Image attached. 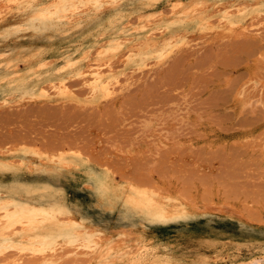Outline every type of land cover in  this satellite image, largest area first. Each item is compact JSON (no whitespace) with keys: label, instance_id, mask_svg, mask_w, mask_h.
<instances>
[{"label":"rangeland","instance_id":"374dc122","mask_svg":"<svg viewBox=\"0 0 264 264\" xmlns=\"http://www.w3.org/2000/svg\"><path fill=\"white\" fill-rule=\"evenodd\" d=\"M192 1V4L188 3L191 0H186L183 4L187 7L192 5V8L188 7L189 10L200 4V1ZM204 1V7L210 4L209 0ZM203 3L197 8L201 9ZM160 8L163 11L170 10L163 0L142 13L150 15ZM13 9L12 2L0 0V17L8 15ZM241 15L237 21L240 25L257 23L244 36L240 34L239 37L236 32L234 35L227 31L231 34L229 35L224 31L225 37H222L219 30L208 29L206 32L207 29L203 28L200 33L197 30L198 32L189 35L193 47L174 48L163 59L147 62L148 66L140 71L131 68L126 72L125 58L120 59L117 65L107 69L108 75L112 77L111 84L115 94L101 98L95 104H86L83 107L57 106L59 109L52 105L48 108L44 106L46 113L48 112L46 115L45 111H42L43 115L40 108L31 105L15 104L11 110L0 111V155L11 156L13 162L20 160L17 154L22 151L47 157L58 154L59 151L55 156L57 159L62 156V152L75 154L79 148L78 150L83 151L84 158H92L91 163L97 165L96 159L98 164L102 163V167L97 166L110 173L117 182H134L141 187L147 186L148 188H144L155 190L167 199L181 200L188 207L191 215L189 218L157 225H141L130 231L109 227L103 224L101 218L96 217L97 221L89 226L104 231L102 237L107 238L109 234L115 242V245L112 242L113 245L107 248L112 256L106 255L97 264L102 261L105 264H233L257 258L259 254L264 258V10L259 6L251 7ZM136 17L134 15L133 19ZM214 19L218 20L217 17ZM216 23L212 22L214 25ZM1 28L2 37L5 31ZM14 28V32L5 34L6 37L0 44V64L4 63L1 59L4 51L2 47L22 46L32 36L31 31L25 27L15 24ZM22 64L24 65L23 62L19 63L20 69L25 67ZM123 71L126 76L122 74ZM130 77L135 84L127 88ZM75 79L77 81L79 78H72L69 85L76 84L71 86L75 89L74 93L80 100H87L91 93L86 85L82 86V80H78L82 81L80 84L78 81L74 83ZM39 112L43 116H38ZM56 112H62L61 117ZM70 112L72 115L82 113L83 117L76 119L78 114L70 117ZM31 114L33 117H30ZM66 114L67 117L69 114L68 119ZM43 117H49L50 120L45 121ZM59 125L63 126L60 133V127L57 128ZM23 131L29 132V137ZM17 136L27 139H18ZM52 137L55 138L54 141L52 139L54 148L49 145ZM56 137L59 141L65 137L60 142L62 145L66 142L67 145L60 149L61 144L56 141ZM71 139L81 147L78 145L75 148ZM67 142L70 148L67 147ZM42 144L51 147V152L48 153L50 149H44ZM68 162H74V159H69ZM121 174L123 179L125 175L127 179H121ZM68 175L64 178L66 191L74 196L70 185L72 175ZM19 181L21 184L27 183L26 179ZM150 181H153L152 184ZM9 186L16 189L18 184L14 182ZM2 215L3 213L0 216ZM103 225L107 227L103 228ZM120 237L127 244L130 241L126 246L125 242L121 243H124V256L122 251L119 252L123 248L117 250L121 245L117 242ZM113 246L117 252L112 251ZM13 253L15 251L11 250L0 255V264H25L33 259L28 255L26 257ZM120 253L122 257L118 258ZM113 257H117V260H110ZM2 258L6 260L3 261ZM79 258L84 259L80 255H70L58 264H81ZM108 260L111 262H106ZM88 263L90 262L87 261L86 264ZM93 263L96 264H90Z\"/></svg>","mask_w":264,"mask_h":264},{"label":"bare ground","instance_id":"6f19581e","mask_svg":"<svg viewBox=\"0 0 264 264\" xmlns=\"http://www.w3.org/2000/svg\"><path fill=\"white\" fill-rule=\"evenodd\" d=\"M6 1L12 2L14 9L8 15L0 17L1 29L5 31V34L12 33L16 24L19 27H25L26 30H30L32 36L22 46L16 48L2 47L4 51L1 54V59L4 63L0 64V111L9 110L13 105L18 104L17 106L31 105L40 108L41 113L45 111L44 106L47 108L50 105L56 108H58L57 106L68 107L69 105H75L76 107L80 105L79 107H83L86 104H95L101 98L112 97L111 95L115 94V92H113L111 84L112 77L108 75L107 69L117 65L122 58H125L124 68L126 72L131 68L135 69V71H140L146 68L152 59L153 61H155L154 59L161 60L176 48L179 49L178 47H193L189 35L197 30H199V33L200 29L203 28L207 29L206 32H208V29L219 30L221 31L220 36L223 34L222 37H225L224 31H229L234 35L236 32V35L242 34L244 36L243 34L248 32L249 28L257 23L250 21L252 23L250 25H247V23L240 25L237 22L239 16L251 7L259 6L264 10V0H209L210 4L205 7L206 3L204 0H196L197 2L200 1V4L204 1L205 4L201 5V9L197 8L200 5L198 4L197 7L191 10L188 7L192 8V5L188 7L184 6L183 3L186 0H164L165 4L170 8V10L167 8L169 12L163 11L160 8L158 11H153L154 13L151 12L150 15L146 13L143 15L142 12L152 8L163 0ZM192 2L191 0L188 3L192 4ZM193 5L195 4L193 3ZM134 15H137V17L133 19ZM214 17H217L218 20L216 19L217 21H215ZM212 22H217V25L212 24ZM220 33L216 32V34ZM227 33L226 36L231 35L230 33L227 35ZM5 34L2 37L0 36V44L6 37ZM21 62L25 66L23 69L19 67V63ZM114 70L116 69L114 68ZM125 74L123 75L126 76ZM72 78H79L83 81L82 86L86 85V89L88 88L87 90L91 93L90 97L86 98L87 100H80L78 95L74 93L75 89L73 88V90L72 87L76 84H72L74 85H71L72 87L69 85L71 83L69 81ZM130 79L131 77L128 80L129 86L127 88L135 84ZM77 81L74 83H77ZM169 83L171 82L169 81ZM55 107L53 108L55 109ZM28 111L26 112L27 114L30 112ZM40 112L38 116L43 114H40ZM47 113L45 111V115ZM32 114L30 117H33L34 114ZM57 114L60 116L59 113ZM75 114L77 116L78 112ZM75 114L72 115L71 113L70 117ZM79 114L76 119L82 113ZM65 117H67V114ZM47 119L44 120L46 121ZM47 124L49 125V123ZM62 125L57 127H60L58 133H60ZM41 127L43 128V126ZM28 133H24V135L29 137ZM17 134L20 136L19 133ZM27 137L23 136L25 140ZM21 138L18 137V139ZM48 138L50 137L48 136ZM28 139L30 140V138ZM52 139L54 141L55 138L52 137L49 141H52ZM63 139L61 138V140ZM49 141L46 140L47 143ZM53 141L49 145L54 148ZM56 141H59V139L57 138ZM60 141L59 143L62 145ZM34 142L33 140L32 143ZM71 142L74 143L72 139ZM43 143L46 144L45 142ZM72 143L70 144L72 145ZM74 144L75 148L80 146L77 143ZM61 145L59 146L60 149L67 144L65 142V144ZM42 147L45 149L48 145H43ZM51 147H48L50 149V151L47 149L48 153L51 152ZM56 147L59 148L58 145ZM67 147L70 148L69 143ZM78 149L75 154H64L62 152V156L57 159H55V156L59 154V151L55 155L51 153L50 155L52 156L49 157L40 156L31 151H22L17 154L20 160L16 163L12 161L11 156L0 155V211L3 213L0 216V255H5L7 251L13 250L16 255H26V257L28 255L31 259L33 258L30 260L31 262H25V264H58L65 257L80 255L84 258L82 260L79 258L81 264L87 263V261L90 263L96 262L97 264L106 255L112 256V253L107 248L114 241L113 237L108 236L109 234L107 238L106 236L102 237L101 235L104 234V231L89 226V224L97 221L96 217L101 218V221H104L103 224L109 225V227L130 231V229L141 225H157L191 216L189 215L188 207L183 202H180L181 200H176V198L167 199L155 192V190H149L147 186L141 187L134 184V182L129 184L117 182L115 177H112L110 173L100 169L102 163L98 164L97 162L99 161H96L97 159L95 160V158V163L100 167L91 163L92 158H84L83 151ZM56 150L55 153H57ZM41 158L43 159L42 161ZM69 159H74V162H68ZM68 173L70 174L68 175ZM66 174L68 176L72 175V180L71 178L69 179V181L71 180V184L68 183L73 189L71 193H74V196L73 194L69 195L70 192L67 193L66 191L64 181L65 176H67ZM120 177L123 179L122 174ZM19 179H26L27 183L21 184ZM124 179H127L126 175ZM141 180L139 179V181ZM14 182L18 184L16 189L9 186L14 184ZM152 182L150 181V184ZM91 210H94V212ZM1 212L0 215L2 214ZM105 225H103V228L107 227ZM125 232L127 231L125 230ZM139 236L141 235L139 234ZM120 240L117 241L118 244L126 241L125 239ZM118 244L117 246H119ZM123 244L117 248L118 251L124 247ZM128 244L125 242V246ZM114 247L112 248L114 249ZM68 248L69 250H67ZM115 249L112 251L117 252ZM124 251L123 248L119 252L125 255L126 252L124 253ZM121 253L118 258H120ZM256 257L233 264H264V258L260 257V254ZM111 258L110 260H117V257ZM110 260L106 262L110 263ZM102 262L104 263V261ZM20 264H23V262Z\"/></svg>","mask_w":264,"mask_h":264}]
</instances>
